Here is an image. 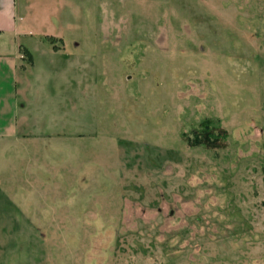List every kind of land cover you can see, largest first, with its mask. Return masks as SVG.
<instances>
[{"label":"rangeland","instance_id":"rangeland-1","mask_svg":"<svg viewBox=\"0 0 264 264\" xmlns=\"http://www.w3.org/2000/svg\"><path fill=\"white\" fill-rule=\"evenodd\" d=\"M54 1L0 144V264H264V0Z\"/></svg>","mask_w":264,"mask_h":264},{"label":"crops","instance_id":"crops-1","mask_svg":"<svg viewBox=\"0 0 264 264\" xmlns=\"http://www.w3.org/2000/svg\"><path fill=\"white\" fill-rule=\"evenodd\" d=\"M54 0H0V144L9 142L25 127L26 96L35 60L31 50L47 57L53 65L58 49H48L54 34L32 33L34 24H50L57 17ZM66 6L68 7L67 3ZM52 41V43H50ZM45 44V46H44ZM47 47V48H46ZM23 125V126H22ZM19 127V128H18Z\"/></svg>","mask_w":264,"mask_h":264},{"label":"trees","instance_id":"trees-1","mask_svg":"<svg viewBox=\"0 0 264 264\" xmlns=\"http://www.w3.org/2000/svg\"><path fill=\"white\" fill-rule=\"evenodd\" d=\"M226 137L224 130L214 132L208 128L207 124H203V128L195 130L194 139L189 142L190 145H201L206 149L222 148L223 142Z\"/></svg>","mask_w":264,"mask_h":264}]
</instances>
